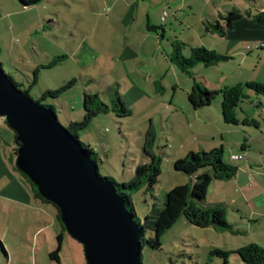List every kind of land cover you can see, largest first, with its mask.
I'll list each match as a JSON object with an SVG mask.
<instances>
[{"label":"rangeland","instance_id":"rangeland-1","mask_svg":"<svg viewBox=\"0 0 264 264\" xmlns=\"http://www.w3.org/2000/svg\"><path fill=\"white\" fill-rule=\"evenodd\" d=\"M248 2L144 0L140 3L139 21L134 23L132 32L138 31L141 21L146 25L148 14L151 26L163 28L164 37L158 39L154 36L158 48L155 50L152 44H145L140 55L139 39L131 47L132 51L130 47H122V53H119L114 35L122 36L127 32V26L109 17V6L101 0H39L35 6L21 11L16 6L19 5L18 0H0L2 70L22 85L23 90L32 82L36 68L46 66L58 57L69 56L53 69L40 70L38 83L29 92V97L36 101L43 92L57 90L76 80L74 87L63 92L59 99H49L45 103L56 107V117L63 127H67L70 121L80 120L77 115L82 111L84 94H98L106 104L118 94L132 115L122 119L115 118L112 113L99 116L79 134L80 142L89 145L99 155L100 176L112 178L118 184L128 182L132 178L128 174L134 173L135 168L145 162L143 145L146 133L152 130L155 140L153 153L161 160L160 176L152 193L154 199L144 190L133 195L136 218L143 224L154 202L162 206L165 195L172 188L189 185L188 177L174 171L173 161L184 159L190 148L197 151L201 149L198 145L203 144V150L209 153L222 145L224 161L238 168L241 185L246 175V179L250 178V173L255 177L256 174H264V166L260 164L264 163V106H254L256 101L262 102L260 96L255 97L251 91L245 90L248 99L237 109V115L242 118L240 108L246 107L245 116L255 120L257 127L225 124L221 115V96H217L208 108L192 110L191 113L187 110L190 106L186 98L194 78L196 82L202 77L213 81L218 77L225 78V86L229 87L236 82L247 83L250 76L255 78L262 74V62L259 60L262 50L247 52L243 61L238 57L212 68L195 66L190 71L191 75L178 70L169 59L174 42L182 44L181 53L186 59L190 57L191 48L210 50L208 48L212 46H219L220 50H224L223 45L206 32V26L217 20L222 24L218 14L225 15L234 6L242 8L245 4L249 5ZM120 4L123 7V2ZM249 6L258 11L264 7V0H255ZM164 12L166 17L162 21ZM134 52L139 57L136 58ZM135 73L139 74L140 80ZM148 74L151 80L146 83L142 78ZM128 75L138 82L136 87L132 86ZM202 112L211 118V124L204 129L207 133L216 134L214 140L205 136L201 138L196 133L198 129L189 126ZM243 138L250 145L248 155L254 161L250 171H246L245 161L232 160L230 156L244 155L239 147L244 142ZM0 141L8 147L14 146V133L2 118ZM254 179L249 195L258 196L255 205L262 209L254 210V204L247 205L246 201L244 204L236 184L233 185L235 178L212 182L207 195L208 203L212 205L209 207L224 206L226 221L232 230L217 232L212 228L199 229L181 218L162 237L160 250H141L140 263L224 264L222 258L210 256L213 249L230 252L249 243L264 249V178L260 182ZM43 207L51 215L56 213L52 205L45 204ZM57 227V231L62 232L60 226ZM64 236L66 242L61 247L64 264H86L82 246L67 233ZM150 237L153 235L147 233V238ZM228 264L241 262L231 255Z\"/></svg>","mask_w":264,"mask_h":264},{"label":"trees","instance_id":"trees-1","mask_svg":"<svg viewBox=\"0 0 264 264\" xmlns=\"http://www.w3.org/2000/svg\"><path fill=\"white\" fill-rule=\"evenodd\" d=\"M249 2L252 3L253 1L249 0ZM18 3L21 8L26 9L38 4L39 0H18ZM243 17L251 20L254 24L264 26V10H246L242 12L237 9H232L225 15L218 16L223 22L222 24H220L218 20L215 21L214 24L208 23L205 30L208 33L224 38L227 33L233 29L234 23ZM146 30L156 35L158 39L164 37L163 28L153 27L148 21L146 22ZM159 31H161V33H159ZM171 45L173 48V53L169 56L171 64L181 72L189 75H191L190 71L192 68L197 65H202L205 68H212L218 64L226 63L231 60V57L227 55L217 53L214 50H207L203 47L191 48L190 57L186 59L181 53L182 44L174 42ZM64 60H66V56H61L46 66L36 68L33 71L32 82L27 89L22 90V85L16 83L10 75H5L14 88L29 97L31 87L38 83V74L40 73V70L51 69ZM0 68L3 69L1 63ZM75 84L76 80H71L57 90H47L34 102L41 107L48 108L57 115L56 107L45 103L49 99H59L63 92L68 91L74 87ZM245 90L251 91L255 97L260 96L262 98V102L257 99L258 101L254 103L255 107L259 108L260 106H264V84L257 82H247L244 84L237 83L229 87H223L219 90H209L193 79L192 87L187 93L186 98L190 108L194 111H198L208 108L217 96H221V115L223 122L232 126H249L254 125L252 121L240 120L237 115L239 104L248 99V93ZM110 113H112L117 119L128 118L132 115V112L127 108L118 94L115 95V99L110 101L109 104L104 103L99 98L98 94H84L81 119L76 122H71L65 128L75 140L76 144L81 148L83 153L91 161L96 163L99 177L102 180L113 184L117 194L124 200L126 210L138 226L141 239V250L145 248L152 251L160 250L162 237L166 232L173 228L181 218H184L187 223L199 229L212 228L217 232L232 230L231 226L226 221V210L224 206L216 205L207 209L203 207L210 184L213 181L225 182L232 180L236 177L238 172L237 167L224 161V149L222 146L219 149L211 150L209 153L203 151L190 152L184 159L175 160L173 162L174 171L182 173L188 178L195 176V181L192 185L176 186L172 188L165 195L162 206L157 202H154L149 208L143 224H141L136 218L133 195L140 190H144L145 194L150 195L154 199L152 193L160 176L161 160L153 153L155 140L152 130L149 129L146 133L145 143L143 145V156L147 162L135 168L132 178H130L128 182H121L120 184L116 183L112 178H103L100 176L99 155L95 153L89 145H86L79 140V134L85 131L95 118ZM15 137L14 134V140ZM246 143L247 141L244 140V143L240 145V150L243 153L246 152ZM16 153L17 148L14 142L12 149L13 159L15 158ZM15 170L29 184L33 197L37 201L44 205H52L39 195L36 187L24 174L17 169ZM54 208L56 210V222L60 226L62 232L57 235L56 249L51 252L48 257L51 261L58 263L59 253L66 231L60 221L59 211L56 207ZM147 233H151L153 237L147 238ZM231 255L238 257L241 264H264V249L254 243L239 247L235 251L223 252L219 249H213L210 252V256L222 258L224 264H228V258Z\"/></svg>","mask_w":264,"mask_h":264},{"label":"water","instance_id":"water-1","mask_svg":"<svg viewBox=\"0 0 264 264\" xmlns=\"http://www.w3.org/2000/svg\"><path fill=\"white\" fill-rule=\"evenodd\" d=\"M0 118L15 134V168L60 214L86 264H140L138 226L115 186L48 108L14 88L0 68Z\"/></svg>","mask_w":264,"mask_h":264},{"label":"crops","instance_id":"crops-1","mask_svg":"<svg viewBox=\"0 0 264 264\" xmlns=\"http://www.w3.org/2000/svg\"><path fill=\"white\" fill-rule=\"evenodd\" d=\"M101 1L102 3L104 4L106 3L109 6V17L114 22L125 23V25L127 26V32L123 33L122 36H119L116 33L114 35V40L117 41V47H119V53H122V47L124 48L130 47L131 49L136 39H139L137 46H139L138 53H140V55L142 54L141 50L143 49L145 44L146 46L148 44L150 45L152 44L153 46H155L154 48L155 50L158 48L155 42L156 41L155 37L156 38L158 37L146 30V25L144 26V21H141L142 24L140 28L138 27L139 28L138 31L132 32L134 23L139 21V11L141 9L140 3L144 0H101ZM252 1L255 2V0H252ZM122 2L124 4L123 7L120 4ZM248 3L250 5V2ZM243 4L244 2H242V5ZM249 5L245 4L244 6H242V8H236V6H234L232 9H237L242 12L246 10L253 11L254 9L250 8ZM16 6L18 7L17 9L19 11L23 10V8H21L20 5L17 4ZM124 10L126 11L122 13V11ZM263 10H264V7L263 8L261 7L260 10L258 11H263ZM254 11H257V10H254ZM145 13L147 14V12ZM219 15H222V14H218V16ZM146 19H147L146 21L150 23L148 14L146 15ZM211 35L213 36L212 37L213 40H217L216 42H219L218 44L221 43L223 45L224 50H220L218 48L219 46H212V48H208V49L214 50L220 54L227 55L231 57V60H233L234 58L240 57L242 58V61H243L245 60L243 59V55L246 54L247 52L248 53L252 52V51H247L246 49L247 47H253L261 43L264 44V26L254 24L251 20L244 18V17L234 23L233 29L227 33L226 37L220 38L217 35H213V34ZM131 36H132V39L130 40ZM151 47H150V50H151ZM261 50H262V53L259 56V60H260V63L262 62L261 70L263 73L258 75L255 78H253L254 75L250 76L251 78L246 80V82H257V83L264 84V52H263L264 48ZM253 51H259V50H253ZM0 54H1V51H0ZM135 56L136 58L139 57L136 55V53H135ZM68 58L69 56L68 57L66 56V59ZM2 68H3V65H2ZM44 70H47V69H44ZM134 75L136 76L137 79H139V74L135 73ZM129 80L131 81L132 86L136 87L138 82L134 81L132 77H129ZM142 80L145 81L146 83H149L151 80V75L148 74L147 76L142 78ZM226 81L227 80L225 78H220V77L216 78L215 81L211 79L209 80L206 77H202L201 81H198V83L209 90H219L223 87H226L225 86ZM237 83H240V82H236L235 84ZM245 108L243 107L242 109L240 108V112H242L240 114L243 117L240 118L238 116V118L240 120L252 121L254 126L257 127V124H256L257 122L255 120L245 116V112H244V110H246ZM187 110L190 113L192 112V109L190 107H187ZM204 114L205 113L202 112L199 118L193 120L192 125L189 124V126L192 127V129L197 128L198 131H196V133L201 138L205 136L207 138H210L211 140H214L216 134L207 133V131L204 129L206 126H209L211 124V118L209 114H206V115ZM77 116H79V118L81 119L82 111L80 114L78 113ZM76 121H79V120H76ZM76 121L73 120V121H70L69 123L76 122ZM243 141H244V138H243ZM198 147L199 148L201 147V149H198L196 151L193 148H190V150L186 152V155L189 154L190 152H199V151L205 152V150H203L202 148L203 144L198 145ZM12 149H13V146L8 147L6 144H3L0 141V264H48V262H51L54 264H64L62 249L59 255L58 263L51 261L48 257L49 254L56 249L57 247L56 238H57V235L61 233L57 231V228L59 227H57L58 225L56 222V213H52L51 215V213H49L47 209L43 207L44 204H41L39 201H37L33 197L29 184L15 170L16 169L14 166L15 158L13 159ZM245 151H246L244 153L245 159L242 161L246 162L245 163L246 171H250L253 167L252 163H254V161L252 160L253 158L251 159L248 155L250 151V145L248 142L246 143ZM237 155H240V154H236V155L231 154L230 156H237ZM145 162H147V160H145ZM145 162H143L142 164H145ZM260 164L264 166V163H260ZM132 174H133L132 172L128 174L129 177H131ZM237 174L235 177L236 181L233 183V185L236 184V187L238 189L237 192L239 193L240 198L243 200L244 204L246 201L247 205L254 204V207H253L254 210L262 209L258 205H255L257 204L255 203V200L258 199V196L257 197L250 196L249 191L254 186L253 185L255 182L254 178H256V180L260 182L262 181L261 178H264V174H256V177H255L250 173L249 179H246L247 175L245 174L246 177L244 178L242 185L240 184L241 177L240 175L237 176ZM188 179H189V185H192V183L195 181V176L190 177ZM213 182L216 183V181H213ZM212 184H210V187L212 186ZM208 193H209V190H208ZM208 202L209 201L207 200V196H206V200L203 204L204 208L212 206ZM218 205H221V204H218ZM65 242H66V239L64 236L62 247L64 246Z\"/></svg>","mask_w":264,"mask_h":264},{"label":"built area","instance_id":"built-area-1","mask_svg":"<svg viewBox=\"0 0 264 264\" xmlns=\"http://www.w3.org/2000/svg\"><path fill=\"white\" fill-rule=\"evenodd\" d=\"M165 17H166V13L164 12V13L162 14V18H161L162 21L165 20ZM263 48H264V44L261 43V44H259V45H255V46H253V47H247L246 49H247V51H253V50H261V49H263ZM231 159H232V160H237V161H242V160L245 159V154H244V155L231 156Z\"/></svg>","mask_w":264,"mask_h":264}]
</instances>
